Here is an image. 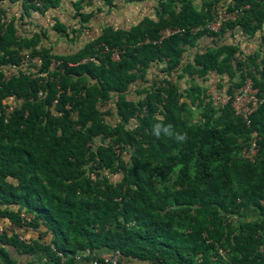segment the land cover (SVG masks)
I'll return each mask as SVG.
<instances>
[{
    "label": "trees",
    "instance_id": "1",
    "mask_svg": "<svg viewBox=\"0 0 264 264\" xmlns=\"http://www.w3.org/2000/svg\"><path fill=\"white\" fill-rule=\"evenodd\" d=\"M5 1L0 9L7 12ZM21 1L32 25V12L60 0H42L44 9ZM83 1H73L81 23L92 14ZM199 3L164 0L156 17L127 30L107 27L71 54L40 47L41 36L50 39L46 29L19 36L8 14L6 30L0 28V219L18 233L0 232V264H60L59 252L65 264H92L93 254L116 250L126 264H264V104L248 125L230 101L217 105L205 84H194L213 70L230 77L227 95L246 76L264 93V0ZM218 7L243 12L219 31H191L212 21ZM168 26L185 33L160 42ZM56 27L64 31L61 22ZM232 29L260 33V52L227 43L198 50L186 63L187 47L204 33ZM106 46L123 49L120 59ZM27 52L39 60L27 68L47 75L3 77V68L20 66ZM139 79L151 83L138 88ZM10 94L18 108L6 116ZM156 123L186 132L187 141L157 138ZM253 136L257 153L250 160L242 150ZM22 211L31 216L28 228ZM21 232L39 236L22 239Z\"/></svg>",
    "mask_w": 264,
    "mask_h": 264
},
{
    "label": "crops",
    "instance_id": "2",
    "mask_svg": "<svg viewBox=\"0 0 264 264\" xmlns=\"http://www.w3.org/2000/svg\"><path fill=\"white\" fill-rule=\"evenodd\" d=\"M73 1L75 0H60L57 5L49 8L44 13L32 12L34 21L32 25L28 24V17L25 15L27 14L25 2L21 0L14 2L6 0L3 2V7H8V9L6 8L7 12L16 24L19 36L32 37L37 31L41 32V30L46 29L50 39H45V37L41 36L39 46L50 48L52 52L71 54L84 46L85 43L92 42L102 35L104 29L107 27L113 30H127L133 24L145 19V17H156L160 8L159 3L164 0H84L82 2L84 11L92 14L87 19L82 20V23L80 17L75 15L76 9ZM199 2L200 0H193V3L196 5L200 4ZM96 6L100 9H96ZM58 21L63 25V32L61 28L56 27ZM262 40L263 37L260 33L255 37H250L243 35L240 29L229 30L222 36L204 33L193 46L187 47L186 63L194 62L193 56L198 50L203 51L210 46L216 47V45L227 43L239 45L244 53H258L261 49ZM3 69L12 73L14 72L12 64L9 65V68L4 67ZM7 71L3 72L7 73ZM150 75L148 74L147 77L150 78ZM154 76H156L155 73L151 77ZM194 80V84H201L202 86L205 84L208 91L213 93L214 102L217 105L222 104V99L227 96L225 93L230 85V77L226 73L209 70L206 72L205 78L196 77ZM146 84V81L139 79L135 86L143 88ZM199 112L200 110H198ZM1 219H3L5 231L18 233L16 228L12 232L9 231L11 222L8 221V218L4 216ZM19 235L23 239L33 238L34 240L39 236L37 232H21ZM6 247L12 248L8 244H6ZM13 256L17 257L19 261H22L24 257V255H18L15 251H13ZM130 264L149 263L136 260V262L133 261Z\"/></svg>",
    "mask_w": 264,
    "mask_h": 264
},
{
    "label": "built area",
    "instance_id": "3",
    "mask_svg": "<svg viewBox=\"0 0 264 264\" xmlns=\"http://www.w3.org/2000/svg\"><path fill=\"white\" fill-rule=\"evenodd\" d=\"M27 4L33 5L37 8H41L44 9V2L42 0H26ZM243 9H234L231 11H227L224 10L221 7H218L216 9H214V12L216 13L215 18L206 23L203 26H198V27H194L191 29L192 32H198L201 31V29H208V31L213 30V31H219L222 27V25L230 20H237L238 17L242 14ZM10 22V18L8 16V13L5 11H2V9H0V28L1 31H5L6 27L8 25V23ZM185 30L179 27H174V26H168L166 28H164L163 30L160 31V42L163 39L169 38L175 34H184ZM145 41H150V38L147 37ZM154 42H157V40H153ZM105 51H111L112 55L111 58L113 60H119L120 59V55L123 54L124 50L121 49L120 47H114V48H110L109 46L105 47ZM81 60H86V61H94L95 58L94 57H83ZM38 58L34 57L33 59L30 57L29 53H25L24 55H22L21 60L19 62L20 66H15L14 67V72H9L7 71V73L3 74V77H6L8 75H10L12 73V75L19 76L20 74H24L26 76H37L38 78H40V80L42 78H44L47 73L46 71H41V72H35V74H33L28 68L27 66L29 65V62H38ZM60 63V59L57 60H53V62H51L48 65V70H53L54 67H58ZM74 62L72 61H68L67 64L71 65ZM13 66V65H12ZM9 72V73H8ZM61 90V88H60ZM43 91L40 90L38 92V96L39 98H43ZM4 111H5V115L9 116L12 114V112L15 111V109L18 108V97L16 95H8L6 98H4ZM57 101V99H55V102ZM230 101L232 103V106L234 108L235 114L237 116L242 117L245 122L250 125L251 124V116L253 115V113L255 111L258 110V108L264 104V93L260 96L259 95V90L257 88H255L253 80L251 79V77L246 76L244 84L240 87H235L232 90V93H230V95L225 96L222 99V103H226ZM68 107L70 106L69 104L67 105ZM256 139H253L251 141L250 146L246 149H243V155L247 158H249L250 160H253L254 156L257 153V148H256ZM116 150L118 151L119 149L116 148ZM20 218L22 220V222L24 223V228H28L27 226V222H30L31 220V216L30 214L22 211L20 213ZM4 230V225L3 222L0 219V232H2ZM23 239V238H22ZM25 239V238H24ZM221 251L224 253L225 251L223 249H221ZM59 256L61 257V263L60 264H65V256L63 254V252H59L58 253ZM87 255H90L89 251L86 252ZM104 260V261H103ZM92 264H125L121 261V253L119 251H117L115 254L112 255H104L101 257H97L95 256V254H93V258L91 260Z\"/></svg>",
    "mask_w": 264,
    "mask_h": 264
},
{
    "label": "clouds",
    "instance_id": "4",
    "mask_svg": "<svg viewBox=\"0 0 264 264\" xmlns=\"http://www.w3.org/2000/svg\"><path fill=\"white\" fill-rule=\"evenodd\" d=\"M4 100V99H3ZM223 104V103H222ZM16 110V109H15ZM159 119V118H158ZM152 132H153V135L156 136L157 138L161 136V134L163 133L164 135L166 136H169V137H174V139L176 140L177 143H184L187 141L188 139V135L187 133H179V132H174L173 130V126L171 124H168V125H164L163 123H156L153 125V128H152ZM253 139H257L256 137H252L251 138V141ZM251 144V142H250ZM250 146V145H249ZM248 146V147H249ZM95 177V176H94ZM46 234V233H44ZM262 249V248H261ZM118 250H116L114 253H102L101 255H97V257H101V256H104V255H112V254H115ZM120 252V251H119ZM121 253V252H120ZM61 258V257H60ZM61 261V260H60ZM121 261L123 263H125V259H123L122 257V254H121ZM126 264V263H125Z\"/></svg>",
    "mask_w": 264,
    "mask_h": 264
},
{
    "label": "rangeland",
    "instance_id": "5",
    "mask_svg": "<svg viewBox=\"0 0 264 264\" xmlns=\"http://www.w3.org/2000/svg\"><path fill=\"white\" fill-rule=\"evenodd\" d=\"M158 64H160V63H158ZM147 77V76H146ZM146 83L147 84H150L151 83V81H149V80H146ZM181 85H183L184 87L186 86V84L184 83V79H182V81H181ZM113 104V103H112ZM196 110V109H195Z\"/></svg>",
    "mask_w": 264,
    "mask_h": 264
}]
</instances>
